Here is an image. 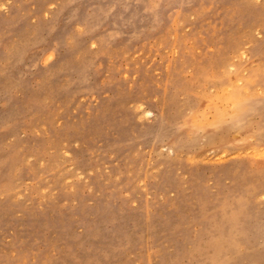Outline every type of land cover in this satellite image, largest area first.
I'll use <instances>...</instances> for the list:
<instances>
[{
  "label": "rangeland",
  "instance_id": "obj_1",
  "mask_svg": "<svg viewBox=\"0 0 264 264\" xmlns=\"http://www.w3.org/2000/svg\"><path fill=\"white\" fill-rule=\"evenodd\" d=\"M263 125L264 0H0V264H264Z\"/></svg>",
  "mask_w": 264,
  "mask_h": 264
},
{
  "label": "bare ground",
  "instance_id": "obj_2",
  "mask_svg": "<svg viewBox=\"0 0 264 264\" xmlns=\"http://www.w3.org/2000/svg\"><path fill=\"white\" fill-rule=\"evenodd\" d=\"M235 99V98H234ZM237 100V99H236ZM236 100H235V102H236ZM237 103L238 102H236V105H237ZM146 111V113H148V114H150L152 111L151 110H145ZM264 126V125H263Z\"/></svg>",
  "mask_w": 264,
  "mask_h": 264
}]
</instances>
